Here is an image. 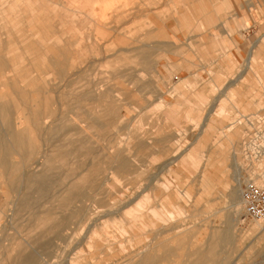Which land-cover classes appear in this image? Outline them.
<instances>
[{
	"label": "rangeland",
	"instance_id": "374dc122",
	"mask_svg": "<svg viewBox=\"0 0 264 264\" xmlns=\"http://www.w3.org/2000/svg\"><path fill=\"white\" fill-rule=\"evenodd\" d=\"M203 2L208 16L196 11L201 0H0V95L5 91L13 98L14 115L29 104L43 114L55 113L70 127V138L84 137L96 157L78 156L72 162L89 164L84 172L77 170L82 180L103 183L95 199L86 188L95 181H78L79 197L64 213L69 240L61 244L60 229L51 231L43 239L50 243L45 253L29 239L30 229L5 225L0 217V258L5 250L25 244L37 264H62V250L68 253L72 236L83 234L91 223L88 236L98 239L97 245L76 249L71 264H129L134 251L151 254L154 264H191L196 243L212 241L217 233L224 245L217 248L216 255L222 256L215 264H231L223 259L264 244L255 237L262 225L244 221L242 205L235 221L225 224L231 216L226 184H235L264 157V0ZM25 31L33 36L25 38ZM134 44L154 50L153 71L137 72L141 67L128 52ZM118 55L125 63L115 65L124 74L111 79L109 62ZM134 69L137 78L125 75ZM87 79L93 86H86ZM87 90L94 113L103 105L112 111L105 138L114 137L116 145L108 146L71 114ZM49 122L43 120V126ZM25 129L41 146L44 134L32 126ZM56 162L64 176L75 170ZM210 172L220 177L218 190L209 187ZM199 185L211 195L194 207ZM79 200L81 211L72 214ZM6 204L0 197V210ZM131 206L139 211L127 215ZM118 207L121 217L92 220ZM183 250L189 261L181 259Z\"/></svg>",
	"mask_w": 264,
	"mask_h": 264
},
{
	"label": "bare ground",
	"instance_id": "6f19581e",
	"mask_svg": "<svg viewBox=\"0 0 264 264\" xmlns=\"http://www.w3.org/2000/svg\"><path fill=\"white\" fill-rule=\"evenodd\" d=\"M248 68L251 69V67H249V65H248ZM260 85L261 86L263 85V87H264V81H263V84L260 81ZM82 98H84V99L81 102L76 103L75 107L70 108L71 114L73 115L74 119L79 123V125L80 124H86L87 125V127H85V130L86 129H89V130L94 129V132L97 133V136L99 137V139L105 140L106 139L105 137L109 136V135H106V133H107L106 119L110 116L112 111H109V109H107L102 104L103 105L102 107L101 106L96 107L97 111L94 113L93 109H91L89 107L90 99L87 100V93L86 92L84 95H82ZM13 102H14V100H13V98H11V96H9L5 91L2 92V95H0V197L5 198L7 200V204L4 206L5 207L4 209L0 210V217L4 220L5 225H10V227H13V225H14L15 227L19 226L22 229H25V227L30 229L29 232H27L28 235L30 236L29 239L35 245L40 243L41 244L40 245L41 250L45 253V252H47V246H50V243L45 242L43 239L45 238V236H47V238H48V236L52 235L51 231H53V230L56 231V229H60L59 240L61 241V244H64L65 241L68 239V237L64 236V232H65V222L64 221L66 218L64 213L73 205L74 201H76V199L79 197L80 186H82V185L79 186L78 181L84 182V183L90 182V181H95V182H92V185H90V186L86 185V188H89V190L92 192V196H91L92 198H95L96 195L99 193L100 189L103 187V183L102 184L98 183L100 181L99 178L97 179L99 181L91 180V179H89V180L87 179L85 181L82 180L81 177H79L77 170L84 172L85 168H83V167H85L89 164L88 163L85 164V163L72 162V160L74 158L76 159L78 156H84L86 158V156L87 157L88 156L94 157L96 155V151H94V148H92V146H89L88 141L84 137L78 136L76 139L70 138L69 137V132L71 131L70 127H66L64 124V121L62 119H59L58 116L55 115V113L54 114H50V113L49 114L48 113L43 114L39 110L31 109L29 104H27V109H26L27 111H25V104H23L22 109L20 110V113L14 115L13 112H14V108H16V106L14 105ZM108 108H109V106H108ZM43 120H45V121L50 120V122H49V124H44V126H43ZM25 125L32 126L35 129H38L40 131V133L44 134L41 138V141H42L41 146L35 145V138L32 135V131L29 129H25ZM62 142L64 143V145H61ZM106 142H107L108 146H111L113 144L116 145L118 143V140H116L114 137H113V139L111 137L110 138L108 137L106 139ZM58 143H60V144L57 145ZM214 152L216 154L220 155L222 160H224L223 159V153H221L218 150V148H214ZM214 157H215V155H214ZM57 159H58V161L59 160L63 161L62 166H68L69 167L71 165H74L75 170L69 169L70 174L67 173L69 175L64 176L60 172V170H58L54 165ZM207 165H208V163H207ZM263 166H264V157H263V160H261V162H260V166H256L255 168L253 167L249 173H246V175H244V176H240L238 178V180H235L236 181L235 184H233V185L226 184V186H228L227 198L229 199V206L227 207V209L230 211L231 216H230V219L226 220L227 222L225 224H229L230 222H232V220L235 221V219L237 218L236 216L239 215V213H240L239 206H241V199L239 196H241V184L248 182L250 180L257 179L260 172L264 169ZM109 168H111V167H109ZM206 171H208V170L206 169ZM63 172H65V170ZM105 173H106V171H105ZM87 174H89V173H87ZM82 176H84V175H82ZM209 176H210L209 177L210 183L217 185L218 182H216V180H218V177L215 176L214 173H211ZM90 177L91 176H89V178ZM112 179H114V178H112ZM104 183H106V181H104ZM109 196L111 197V196H113V194H111ZM119 198H123V195H120ZM112 199L114 200V197H112ZM88 201H89V199H88ZM132 202H133V200H132ZM77 204L78 205L74 207V209H76V210H74V212L72 214H74V213L79 214V211H81V208L79 206H82L83 201L79 200V201H77ZM129 204H131V201H128L124 205V207H128ZM111 209H113V208H111ZM134 210L139 211V209L137 207L136 208L132 207L131 210H128L127 215H131L130 213ZM122 211H123V209H122ZM85 213H87V212L84 211V214ZM119 213H120L119 207H118V209H114V210H106L104 212V214L100 213L101 215L98 218H95L92 220L94 222H97L99 219H103V218L106 219V217H109V216L112 217V215L114 217L117 216L119 218V216H120ZM89 217H91V216H89ZM215 217H216V215H215ZM253 223H255V222H253ZM85 224H84V226H87ZM257 224H260V223H257ZM92 225H93V223H91L88 226V229L86 227L85 232H84V229H82L84 232L83 234H77L76 233L75 236H72L74 238H71V240L73 239V244L72 245L70 244L72 246L71 250H69L68 253L65 250H62V256L65 255L64 256L65 258L62 259V264H71L72 261H71V258H69V257L72 254V252H75L76 249L84 246L85 244L87 245V247L89 246L90 249L93 246L96 247L97 243H95V242L98 239L94 242V240H92V238H91V241H90L89 238L91 236H88L89 235V228H91ZM260 225H262V224H260ZM33 227H37V228H34L36 230H34V231L31 230V229H33ZM41 227L44 230H41L42 229ZM122 227H124V226H122ZM45 228H46V230H45ZM137 229H143V227L137 228ZM260 229H261V232L264 231V225H262V227ZM95 231H96V229H95ZM18 232H19V230H18ZM93 232L94 231H92V233ZM261 232H259V233H261ZM62 233H63V235H62ZM92 233H91V235H93ZM182 233H184V232H182ZM203 233H204V231H203ZM136 236H137L136 233H135V235L132 234L133 238ZM93 238L95 239V237H93ZM129 238H127V239H129ZM9 239L11 241V238H9ZM221 239H222V237H219V234L217 233V234H214V238H212V241H209L207 243L201 242L199 240L200 242L196 243V247L195 248L193 247L194 249L192 250V252L190 250L188 251V253L189 252L192 253L191 255L196 256V258L190 259L192 261L191 264H206L205 261H207L209 256L214 257L216 255L217 248L222 247L224 245V242ZM111 241H113V243H114L115 239L114 240L111 239ZM111 241H109V242H111ZM17 242H16V244H18ZM130 242H129V244H130ZM167 242H168V240H167ZM150 243L152 244V242H150ZM126 244H128V242ZM118 245H119V243L117 244V246ZM150 245L148 246V248L150 247ZM161 245H164V244H161ZM142 246H144V245H142ZM106 248H108V246ZM110 248H111V246H110ZM123 248H125V247L123 246ZM138 248H140V247H138ZM95 249H97V248H95ZM141 249L142 248H140V250ZM190 249H192V248H190ZM88 250H89V248H88ZM88 250H86V251H88ZM108 250L112 251V249H108ZM116 251H118V249ZM149 252H151V251L149 250ZM143 253H144V251H140V252L134 251V253H133L134 255L133 256L130 255L133 258H130V256L128 257V258H130V262L128 261L129 264H154L153 263V261H155L154 257H152L151 254H143ZM159 253H160V251H159ZM181 253L185 254V255H183L184 257L181 259H187L188 258L187 255H189V254L186 253V250L185 251L183 250ZM137 254L139 255V257L137 256L138 258L136 259L135 255H137ZM116 255L118 256V254H116ZM99 256H101V255H99ZM193 256H191V257H193ZM84 258H86V257H84ZM119 258H120V254H119ZM101 259H100V261H101ZM97 260H98V258H97ZM91 261H92V259H91ZM123 261H125V260H123ZM0 263H2V264H37V259L33 254H31V252L26 250L25 244H18V248L14 251L13 250L12 251L11 250L10 251L5 250L3 256L0 258ZM96 263H98V261ZM90 264H95V263H90ZM207 264H209V263H207Z\"/></svg>",
	"mask_w": 264,
	"mask_h": 264
},
{
	"label": "crops",
	"instance_id": "0c3cea01",
	"mask_svg": "<svg viewBox=\"0 0 264 264\" xmlns=\"http://www.w3.org/2000/svg\"><path fill=\"white\" fill-rule=\"evenodd\" d=\"M203 1L204 0H201V8H198L196 11L198 12V14H201L202 16L203 15L208 16L210 12L208 10V7L205 6V3ZM29 32L30 31H28V32L25 31V38H30L31 36H33L32 34L30 35ZM59 36L61 37V33L60 32H59ZM62 44H66V42H64ZM153 51L154 50L152 48H150L149 46L135 45V44L132 46V50L128 51L129 53L131 52V54H132L131 58L134 60V63L135 62L138 63L137 65L141 67V69L139 71H137V72H142V73L147 74L150 71H153V55H154ZM121 62L125 63V58L122 55L116 56V58H114L113 60H111L109 62V63H112V65L109 66V67H111V70H113V72H111V76H112L111 79H115V78L117 79L119 76H122L124 74L121 71L120 67L118 68V66L115 65V64H118V63H121ZM126 64H130V63H126ZM135 72H136V69H134L132 71H129L128 73H125V75L131 76L132 78L133 77L137 78V74ZM230 84H233V82H231ZM112 85L117 86V83L112 84ZM86 86L87 87L88 86H93V82H91L90 79H87L86 80ZM116 93H118V95L119 94L121 95L118 86H117V92ZM89 94H90V92L87 90V100L90 99L88 97ZM118 98H119V96H118ZM120 100H121V98L118 99L119 102H121ZM119 116H121V114H119ZM169 150L170 149H166L164 151V153L169 152ZM214 175L219 177V175L216 174V173H214ZM201 182L202 181H200V183ZM199 186H200V189H201V194H200L199 199L197 201H194V203H193L194 207H195V205H194L195 202L197 204V203H199L200 199H204V197H205L204 195L207 196V193H208V196L211 195V193L209 192L210 190L207 189L206 186H201V185H199ZM210 186H212V183L211 184L209 183V187ZM213 188H214V190H216V189L218 190L216 184H213ZM214 190H213V192H214ZM186 194L190 197V192H186ZM230 224L231 223H229V225ZM260 228H261V226H260ZM255 237L264 240V231H262V233L256 235ZM220 256H222V255H215L213 258H209L208 261H206V262L215 264L220 259ZM182 260L183 261H189V258L188 259H182ZM223 261H230L231 264H237V263L238 264H264V244L261 247H259L258 249H254L252 253L236 254L234 256L233 255H229V258H228V256H226V258L223 259Z\"/></svg>",
	"mask_w": 264,
	"mask_h": 264
},
{
	"label": "built area",
	"instance_id": "2783aa9c",
	"mask_svg": "<svg viewBox=\"0 0 264 264\" xmlns=\"http://www.w3.org/2000/svg\"><path fill=\"white\" fill-rule=\"evenodd\" d=\"M240 199L244 221L264 225V169L257 179L243 185Z\"/></svg>",
	"mask_w": 264,
	"mask_h": 264
}]
</instances>
